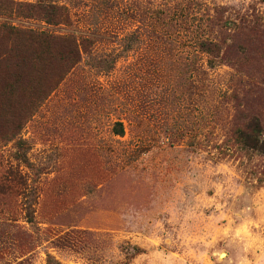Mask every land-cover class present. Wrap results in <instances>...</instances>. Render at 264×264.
<instances>
[{"label":"rangeland","instance_id":"374dc122","mask_svg":"<svg viewBox=\"0 0 264 264\" xmlns=\"http://www.w3.org/2000/svg\"><path fill=\"white\" fill-rule=\"evenodd\" d=\"M247 119L264 0H0V264H264Z\"/></svg>","mask_w":264,"mask_h":264},{"label":"trees","instance_id":"16d2710c","mask_svg":"<svg viewBox=\"0 0 264 264\" xmlns=\"http://www.w3.org/2000/svg\"><path fill=\"white\" fill-rule=\"evenodd\" d=\"M120 132L119 129L116 133ZM232 137L242 150L264 156V134H262L256 120H244L240 126L234 129Z\"/></svg>","mask_w":264,"mask_h":264}]
</instances>
